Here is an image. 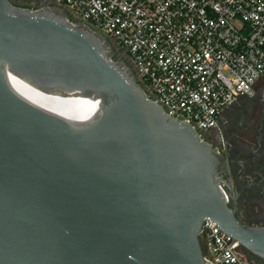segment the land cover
Instances as JSON below:
<instances>
[{"label":"water","instance_id":"water-1","mask_svg":"<svg viewBox=\"0 0 264 264\" xmlns=\"http://www.w3.org/2000/svg\"><path fill=\"white\" fill-rule=\"evenodd\" d=\"M204 131L67 8L0 0V264H210L204 219L264 262Z\"/></svg>","mask_w":264,"mask_h":264},{"label":"built area","instance_id":"built-area-1","mask_svg":"<svg viewBox=\"0 0 264 264\" xmlns=\"http://www.w3.org/2000/svg\"><path fill=\"white\" fill-rule=\"evenodd\" d=\"M47 1L104 33L149 95L204 134L264 75V0ZM199 238L210 264H248L213 220H203Z\"/></svg>","mask_w":264,"mask_h":264},{"label":"flooded vegetation","instance_id":"flooded-vegetation-1","mask_svg":"<svg viewBox=\"0 0 264 264\" xmlns=\"http://www.w3.org/2000/svg\"><path fill=\"white\" fill-rule=\"evenodd\" d=\"M204 137L225 158L228 178L223 177L221 188L229 210L239 223L264 226V75L254 94L225 109ZM239 250L246 259L264 264Z\"/></svg>","mask_w":264,"mask_h":264},{"label":"bare ground","instance_id":"bare-ground-1","mask_svg":"<svg viewBox=\"0 0 264 264\" xmlns=\"http://www.w3.org/2000/svg\"><path fill=\"white\" fill-rule=\"evenodd\" d=\"M12 84H13V86H14L16 89L18 88V85H16L15 83H12ZM22 92H23V93H26L25 90H23ZM29 96L31 97V99H33L34 102H36V103H43V101H42V100H39V98L36 97V95H32L31 93H29Z\"/></svg>","mask_w":264,"mask_h":264},{"label":"trees","instance_id":"trees-1","mask_svg":"<svg viewBox=\"0 0 264 264\" xmlns=\"http://www.w3.org/2000/svg\"><path fill=\"white\" fill-rule=\"evenodd\" d=\"M242 253V255L245 257L246 256V253L245 252H241ZM246 258V257H245ZM247 262H248V264H256V262L255 261H253V260H247Z\"/></svg>","mask_w":264,"mask_h":264}]
</instances>
